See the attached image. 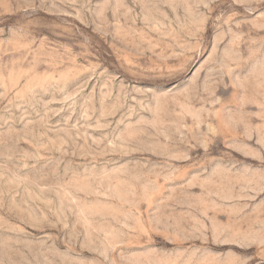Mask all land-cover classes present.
Masks as SVG:
<instances>
[{"label":"rangeland","instance_id":"obj_1","mask_svg":"<svg viewBox=\"0 0 264 264\" xmlns=\"http://www.w3.org/2000/svg\"><path fill=\"white\" fill-rule=\"evenodd\" d=\"M0 264H264V0H0Z\"/></svg>","mask_w":264,"mask_h":264}]
</instances>
